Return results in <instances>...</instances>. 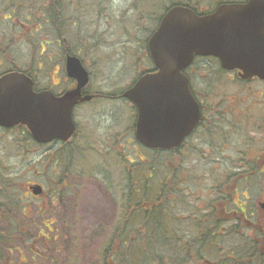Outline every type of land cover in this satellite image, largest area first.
I'll return each mask as SVG.
<instances>
[{
    "label": "rangeland",
    "instance_id": "obj_1",
    "mask_svg": "<svg viewBox=\"0 0 264 264\" xmlns=\"http://www.w3.org/2000/svg\"><path fill=\"white\" fill-rule=\"evenodd\" d=\"M11 1L0 0V35L6 33L10 25L8 21L3 20V15L8 17L13 7L20 8ZM203 1L198 10L209 12L220 3L240 0ZM67 2L70 8L67 15L62 18L63 20L59 21L60 30H56L50 21L40 24L41 48L37 46L33 55L39 56L41 53L43 57L51 56L52 62L58 64L61 62L60 58L64 50L69 48L83 61L87 71L90 72L93 87L98 86L97 88L123 92L136 76L144 71L146 46L142 40L150 36L145 33V30L154 32L160 21H156V17L151 14L162 17L165 10L160 11L161 6L154 4V11L150 13V16L144 14L138 19L134 12H126L132 0H67ZM38 5L40 10L39 0ZM24 32L29 36L28 29ZM19 38L21 37L15 36L14 49L6 58L13 61V64L26 66L33 50L26 41V36L22 40ZM45 57L42 59L47 62L48 59ZM7 63L5 61L4 64L7 65ZM200 65L193 81V88L196 92L208 89L212 95V104L229 105L233 103L234 98L237 99L236 104L241 106L261 104L255 96L264 90V85L258 80L239 84L232 76L220 72L217 62L213 59L204 60ZM53 68L57 70V66ZM52 69L49 70L50 77H54ZM43 76L49 79V76ZM249 95L254 97L248 98ZM119 110L121 117L120 157L115 162L110 158L105 163L109 169L115 165L117 172L114 181L106 184L100 174L101 170L95 167L101 162L98 156H78L74 160V171H87L86 175L92 174V177L85 176L81 180L78 192L73 190L67 194L66 199L62 197L52 207L48 205L47 199L24 198L23 193L27 183L39 184L48 189L51 184L49 182L51 173L49 159L39 160L38 155L24 156L23 159H19V156L8 151V158L4 160L8 170L12 167L19 170L21 169L19 165L24 164L22 175L21 172L18 176L10 175L8 207L0 209V233L5 237V245L10 250L8 264H96L107 233L117 217L120 191L117 184L126 180L131 174L137 176L134 167L145 163L144 156L141 155V153L146 155L145 151L137 144L124 142L129 139L128 129L133 111L126 103H122ZM97 112H100L99 108L90 110L80 107L76 110L75 120L83 133L87 130L92 134L95 126L100 123ZM219 124L216 128L212 125V145L217 147L219 152L224 153V157H220L217 162L213 160L212 154V170L209 166L210 161L201 162L199 157L185 161V166H189L191 174L199 178L195 181L193 189L196 190L193 198L191 197L194 205L199 204L201 200L205 203L211 201L212 187L225 191L226 185L230 183V175L234 173L233 166H237L240 160L232 159L228 151L223 148L227 149L229 145L246 148L247 146L243 145L250 146L251 144V141H246L247 136L250 140L253 138L257 141L262 137L261 134L253 132V128L249 129L244 126L242 130V126L241 128L235 126L230 121ZM222 141L229 145L222 146ZM147 156L150 157L149 154ZM262 162V160L248 161L253 166L260 165ZM70 182L77 186L80 180L70 179ZM100 182L105 185H101ZM110 184H113V188L109 187ZM133 185L135 189L139 188L138 182L135 181ZM246 190L254 202V205L251 204L254 206L252 211L256 216L253 222L264 228V209L257 203V200L264 201V170L260 175L253 176L249 180ZM88 193H92L100 200L98 209L86 207L85 201ZM225 193L229 195V191ZM233 202H237L236 194H234ZM249 233L251 234V231Z\"/></svg>",
    "mask_w": 264,
    "mask_h": 264
},
{
    "label": "flooded vegetation",
    "instance_id": "obj_2",
    "mask_svg": "<svg viewBox=\"0 0 264 264\" xmlns=\"http://www.w3.org/2000/svg\"><path fill=\"white\" fill-rule=\"evenodd\" d=\"M11 2L20 8L16 9L13 7V10H11V15L8 17L5 16V14L3 15V20L8 21L10 25L8 27V31L0 35V38L2 37V40H0V61L2 59L0 62V79L6 75L16 73L26 79L19 83L21 90L28 91L30 95L32 92L34 98L39 99L38 101H42V103L47 104L51 102L52 99L55 101L63 99L67 93L77 88V82L70 78L66 71L67 58L72 56L73 52L69 48H66V50H64V54L60 58L61 62L58 64L52 62L51 56H44L48 59L47 62H44L42 59L44 57L41 53L39 56L33 55L37 46L38 48H41V14L38 0H12ZM53 20L54 21L51 22L56 24V20ZM54 28L56 29L55 26ZM25 29H28L29 36L25 35ZM16 35L21 37L19 38L20 40L26 36V41L32 46L33 52L31 53V57H29V62L26 66L13 64V61H10V59L6 58L10 51L14 49L13 45L14 43L16 44L14 41ZM26 41L24 43H26ZM62 42L64 43V40H62ZM204 60L210 59L196 58L184 72V75L188 79L190 93L194 101L200 107L201 119L199 124L182 141L179 148L174 150L163 149L160 151L143 149L146 155L142 153L141 155L142 157L144 156V161H147L146 156L148 154L150 157L155 154L161 158L163 176L166 182L168 178L167 175L170 157L181 160L180 162L185 167L184 170L186 173H189L188 171H190V168L189 166H185V161H190L191 159L199 157L201 162H204L205 160L210 161L209 166L212 170V154L214 156L213 160L217 162L220 160V157H224V153L219 152L218 148L212 145V125L213 128H216L220 125L219 123L230 121V123L234 124L235 126L240 128L242 126V130L244 126L248 127L249 129L253 128V132L261 134L262 137L258 138L259 141H257V139L254 140L253 138L250 140L247 136L246 141H251V144L248 146L247 144L243 145L242 143L243 146H247L246 148L237 145L231 146L226 142L224 143V141L221 142L222 146L229 145L227 149H223L228 151L229 155L232 156V159L240 160L238 161V164H236L237 166H233L234 173L230 175V183L225 187V191H229L231 201L230 204L240 210H252V207L254 206L251 204L254 202L249 197V194L246 190V185H248L249 180L253 176L260 175L264 170V90L260 92L259 95L255 96L257 101L259 100L261 104H249L246 106H241L236 104V98H234L232 101L233 103L229 105L216 103L212 104V95L209 93L208 89L196 92L193 88L194 78L197 75L199 66H201L200 63ZM5 61L8 62V66L4 64ZM214 61L217 62L220 72H223L228 76H232L234 81L239 84L245 83L244 81H241L237 72H225L221 69L219 62L217 60ZM143 64L144 71L139 73L137 75L138 77L136 76V78L126 89L133 87L144 75L155 73L156 69L154 68L152 61L148 56L147 49ZM4 65L5 67H3ZM54 66H57V70H54ZM51 69L53 71L54 77L49 76L51 75L49 73V70ZM43 75L46 77L49 76V79H45ZM88 76V83L86 87L81 90V98L83 99L84 97H91V99L86 102L78 103L72 110V120L75 126V131L68 140L53 139L48 143H38L33 139L30 131L25 125L18 124L11 127L0 126V209L8 207L7 205L10 198V175L18 176L20 172L22 175L24 167V164H22L23 167L22 165H19L21 167L19 170L18 168L12 167L11 170L9 169L11 171L9 173L8 168H6L8 166L4 162V160L8 158V151L12 152L15 156H19V159H23L24 156L28 157L29 155H38L39 160L42 158L49 159L48 163L50 165L49 168L51 171L49 174V182L51 184L48 189L39 184L27 183L25 185L26 189L23 191V193L25 194L24 198H32L34 200L47 199L48 205L52 207L57 203L58 200H61L62 197H65L66 199L68 196L67 194H70L73 190L78 192V187H81V180H83L85 176L92 177V174L86 175L88 174L87 171H74V160L78 156H98L101 159V162L104 161V163L100 162L98 163V166L95 167L98 169L102 167V173L100 174L103 176V178L105 180L115 178V173L117 172L115 165L114 167L112 166L113 170L111 171L109 167L105 165V163L108 162L110 158H112L111 160L115 162L120 157L119 150L121 144V117L119 108L122 103H126L133 111L128 129L129 139H126L127 141L124 140V142L138 144L135 139L137 109L133 103L123 98V93L126 91V89L122 92L101 87L97 88L98 86L93 87L90 72H88ZM253 80L256 79H252L250 81ZM253 97V95L248 96V98ZM7 101L8 97L1 93L0 111L6 110ZM80 107L89 108L90 110L93 108L100 109V112H97L99 113L97 115L99 116L100 123L95 126V130L92 132V134L88 133L87 130L83 133L75 120V112ZM12 132H15L16 135L14 133L12 134ZM143 158H140V160H143ZM225 158L228 157L225 156ZM253 160H262L263 162L260 165L255 164V166H253L248 163V161ZM70 179H76L77 181L80 180V182L77 184V186H74V183H69ZM103 184L104 183L102 182L101 185ZM34 187H40L41 192L38 195L33 193L32 189ZM214 189H216V187H212V190ZM234 194H236V203L233 202ZM257 203L260 204L264 209V205H262L264 201L257 200ZM251 214L254 215V212L251 211Z\"/></svg>",
    "mask_w": 264,
    "mask_h": 264
},
{
    "label": "water",
    "instance_id": "obj_3",
    "mask_svg": "<svg viewBox=\"0 0 264 264\" xmlns=\"http://www.w3.org/2000/svg\"><path fill=\"white\" fill-rule=\"evenodd\" d=\"M156 73L141 77L123 97L137 109L136 141L148 149H175L200 122L183 74L195 57H214L223 70L238 71L241 80L257 78L264 83V0L222 4L205 16L184 6L169 8L147 43ZM66 71L77 88L66 96L42 103L19 83V74L0 79V94L8 97L0 111V126L25 125L38 143L68 140L75 131L73 108L91 97L81 98L88 73L80 60L69 56ZM35 195L40 187L32 189Z\"/></svg>",
    "mask_w": 264,
    "mask_h": 264
},
{
    "label": "trees",
    "instance_id": "obj_4",
    "mask_svg": "<svg viewBox=\"0 0 264 264\" xmlns=\"http://www.w3.org/2000/svg\"><path fill=\"white\" fill-rule=\"evenodd\" d=\"M39 2L41 23L55 19L56 24H52L60 30L59 21L67 15L69 2ZM202 2L132 0L126 12H134L140 19L144 14L150 16L154 4H159L160 11L187 6L198 14H206L198 10ZM151 15L156 21L161 18ZM151 32L145 30L147 35ZM146 41L147 38L142 40L143 44ZM175 159L169 160L166 182L161 158L154 154L144 165L134 167L137 176L131 174L119 183L117 217L96 264H264V228L253 222L256 216L252 210L234 207L230 196L220 189L212 190L211 201L201 200L194 205L191 197L199 178L190 171L186 173ZM135 181L138 189L133 185ZM5 244L0 233V264H8L10 250Z\"/></svg>",
    "mask_w": 264,
    "mask_h": 264
},
{
    "label": "bare ground",
    "instance_id": "obj_5",
    "mask_svg": "<svg viewBox=\"0 0 264 264\" xmlns=\"http://www.w3.org/2000/svg\"><path fill=\"white\" fill-rule=\"evenodd\" d=\"M88 196L86 197L85 205L86 207H95L96 209L99 208L100 200L93 195L92 193H88Z\"/></svg>",
    "mask_w": 264,
    "mask_h": 264
}]
</instances>
